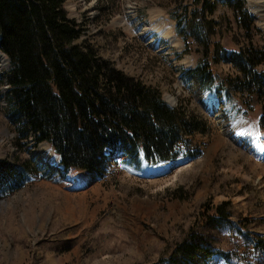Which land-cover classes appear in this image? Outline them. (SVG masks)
I'll return each instance as SVG.
<instances>
[{
  "label": "rangeland",
  "instance_id": "1",
  "mask_svg": "<svg viewBox=\"0 0 264 264\" xmlns=\"http://www.w3.org/2000/svg\"><path fill=\"white\" fill-rule=\"evenodd\" d=\"M169 1L65 4L68 17L86 25L80 41L159 89L171 107L186 106L208 120L207 133L191 139L192 155L163 174L113 157L101 178L79 170L63 175L49 144L16 141L3 111L10 65H0V169L11 174L27 167L15 192L3 193L0 184V264H264V94L244 86L240 92L243 74L223 60L216 71L225 87L217 82L210 97L196 80L185 83L183 73L199 56L177 58L185 47L162 7ZM250 1L256 29L243 33L227 25L216 43L223 55H260L264 70V28ZM218 207L229 221L202 225L206 208ZM184 243L201 250L185 259L176 253Z\"/></svg>",
  "mask_w": 264,
  "mask_h": 264
},
{
  "label": "trees",
  "instance_id": "2",
  "mask_svg": "<svg viewBox=\"0 0 264 264\" xmlns=\"http://www.w3.org/2000/svg\"><path fill=\"white\" fill-rule=\"evenodd\" d=\"M67 2L0 0V50L10 63L3 77L8 85L3 111L16 141L23 147L47 143L59 156L64 175L75 169L93 178L103 177L107 163L121 155L137 168L192 155V137L209 129L205 115L186 106L171 107L159 89L126 74L99 48L80 41L86 25L68 17ZM162 7L184 42L177 58L199 56L196 67L183 73L185 83L196 80L205 91L217 82L224 88L216 71L223 60L243 74L240 92L244 86L253 95L264 94L261 56L223 55L216 43L227 25L243 33L256 29L246 0H170ZM25 169L11 174L0 169L3 193L18 190L27 179ZM205 212L206 227L229 221L222 207ZM196 250L201 249L195 243H184L176 253L190 259Z\"/></svg>",
  "mask_w": 264,
  "mask_h": 264
},
{
  "label": "bare ground",
  "instance_id": "3",
  "mask_svg": "<svg viewBox=\"0 0 264 264\" xmlns=\"http://www.w3.org/2000/svg\"><path fill=\"white\" fill-rule=\"evenodd\" d=\"M250 8L252 11L255 13L257 18L260 20L262 27L264 28V0H251L250 1ZM6 60L4 57H2L0 53V65H5ZM182 165V162H178L174 168L180 169ZM172 164L171 163H163L162 165L158 167H152L148 168V171H150V174L158 175V174H163L164 172H167L171 169ZM177 169V170H178Z\"/></svg>",
  "mask_w": 264,
  "mask_h": 264
},
{
  "label": "water",
  "instance_id": "4",
  "mask_svg": "<svg viewBox=\"0 0 264 264\" xmlns=\"http://www.w3.org/2000/svg\"><path fill=\"white\" fill-rule=\"evenodd\" d=\"M7 63H8V61H7Z\"/></svg>",
  "mask_w": 264,
  "mask_h": 264
}]
</instances>
